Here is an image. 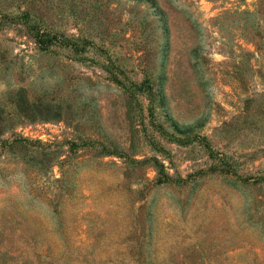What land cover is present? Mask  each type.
<instances>
[{
	"label": "rangeland",
	"instance_id": "374dc122",
	"mask_svg": "<svg viewBox=\"0 0 264 264\" xmlns=\"http://www.w3.org/2000/svg\"><path fill=\"white\" fill-rule=\"evenodd\" d=\"M0 110V264H264V0H0Z\"/></svg>",
	"mask_w": 264,
	"mask_h": 264
},
{
	"label": "trees",
	"instance_id": "16d2710c",
	"mask_svg": "<svg viewBox=\"0 0 264 264\" xmlns=\"http://www.w3.org/2000/svg\"><path fill=\"white\" fill-rule=\"evenodd\" d=\"M27 15V12L22 13V17L24 15ZM28 27V30L34 37L36 43H38V46L42 49H46L48 45L53 41V38H55L57 35L52 34L50 35L49 33L45 32L42 27H39L36 24H26ZM73 39H67L66 44L69 45L71 43L72 45L74 44ZM71 41V42H70ZM136 91L142 92L146 91L148 92L149 95L152 93V86L148 82L147 79L143 80L136 86H134ZM150 99L152 100L151 96ZM14 102L16 104V108L18 113H20L22 116L28 118L31 117L32 115H35V113H39L41 109H47V111L50 110L49 105L43 104L42 102H37L33 100H29L26 96V89L24 88H19L16 90L14 93ZM7 125L5 119L3 116H1V110H0V133L3 131L4 127ZM25 147V146H24Z\"/></svg>",
	"mask_w": 264,
	"mask_h": 264
}]
</instances>
